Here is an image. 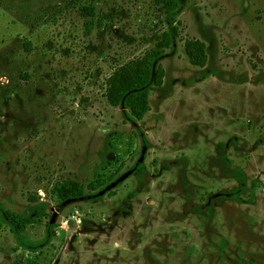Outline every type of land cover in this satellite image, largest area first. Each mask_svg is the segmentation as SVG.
I'll use <instances>...</instances> for the list:
<instances>
[{
	"label": "rangeland",
	"instance_id": "obj_1",
	"mask_svg": "<svg viewBox=\"0 0 264 264\" xmlns=\"http://www.w3.org/2000/svg\"><path fill=\"white\" fill-rule=\"evenodd\" d=\"M172 1L0 0V210L47 214L17 237L3 222L0 264H264V0ZM172 14L132 119L110 84ZM64 180L84 198L59 204Z\"/></svg>",
	"mask_w": 264,
	"mask_h": 264
},
{
	"label": "trees",
	"instance_id": "obj_2",
	"mask_svg": "<svg viewBox=\"0 0 264 264\" xmlns=\"http://www.w3.org/2000/svg\"><path fill=\"white\" fill-rule=\"evenodd\" d=\"M167 5V11L171 12L177 7V3L172 0H163ZM169 30L164 32L161 41L157 44V48L152 51L145 62L135 70V72L123 78L115 76L113 82L110 84L108 91V101L112 106H120L127 109L129 117L135 120H141L145 113L149 111L148 95L150 87H160L163 83L165 71L160 63L154 62L164 54L166 49H169L174 40L178 37L179 32L174 15H170L167 19ZM184 53L191 65L204 67L206 63L205 45L199 41L186 40L183 44ZM108 179L103 181L104 184ZM94 187L92 186V190ZM53 192L57 195L59 204H66L71 201H76L84 198L85 192L80 183L74 180H64L54 184ZM47 214L43 211L37 213L35 216L17 215L12 212L0 210V227L3 222L7 223L11 228L12 233L17 237L19 233L27 226L37 222L41 217ZM52 226H49V235L45 242L51 237ZM44 242V243H45ZM29 248V246H24ZM34 249L35 247H30Z\"/></svg>",
	"mask_w": 264,
	"mask_h": 264
}]
</instances>
